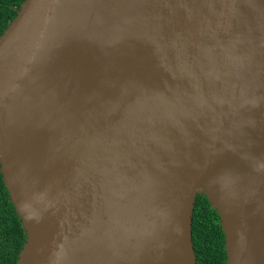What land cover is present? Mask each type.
Instances as JSON below:
<instances>
[{
  "label": "water",
  "instance_id": "water-1",
  "mask_svg": "<svg viewBox=\"0 0 264 264\" xmlns=\"http://www.w3.org/2000/svg\"><path fill=\"white\" fill-rule=\"evenodd\" d=\"M17 264H264V0H25L0 36Z\"/></svg>",
  "mask_w": 264,
  "mask_h": 264
},
{
  "label": "trees",
  "instance_id": "trees-1",
  "mask_svg": "<svg viewBox=\"0 0 264 264\" xmlns=\"http://www.w3.org/2000/svg\"><path fill=\"white\" fill-rule=\"evenodd\" d=\"M25 0H0V36ZM197 264H226L225 233L220 216L204 195H198L192 224ZM26 233L0 173V264H17Z\"/></svg>",
  "mask_w": 264,
  "mask_h": 264
}]
</instances>
